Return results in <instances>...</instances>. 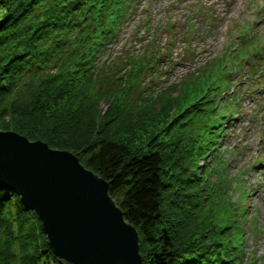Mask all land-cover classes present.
<instances>
[{"label":"trees","instance_id":"trees-1","mask_svg":"<svg viewBox=\"0 0 264 264\" xmlns=\"http://www.w3.org/2000/svg\"><path fill=\"white\" fill-rule=\"evenodd\" d=\"M137 2L0 0V130L69 150L106 179L138 232L142 264H240L244 244L222 221L228 179L218 180L221 191L208 185L222 198L220 219L198 216L207 175L200 161L224 123L212 117L213 99L199 96L187 75L180 101L170 97L163 106L155 103L160 107L152 114H137L122 100L128 91H109L107 78L99 76L101 56ZM149 59L146 53L134 58L127 76L135 81ZM111 73L106 68L105 75ZM121 78L113 80L120 88L128 80ZM137 96L142 103L154 98ZM106 97L110 108L102 110ZM0 264H69L52 252L38 217L17 191L3 186Z\"/></svg>","mask_w":264,"mask_h":264},{"label":"rangeland","instance_id":"rangeland-1","mask_svg":"<svg viewBox=\"0 0 264 264\" xmlns=\"http://www.w3.org/2000/svg\"><path fill=\"white\" fill-rule=\"evenodd\" d=\"M211 1L138 0L101 56L99 76L107 78L109 91L127 90L122 100L137 114H152L160 107L155 103L162 101L163 106L170 97L180 101L187 75L199 96L213 99L212 117L224 123L200 161L207 172L200 199L206 210L198 216L204 212L212 220L220 219L222 198L208 185L221 191L218 180L228 179L223 199L228 210L222 221L230 222L244 244L240 264H264V0ZM143 53L150 59L133 81L127 76L130 62ZM106 68L112 70L108 76ZM116 76H122L121 82L128 77L127 85H115ZM146 93L154 98L135 100L136 94L139 99ZM99 106L106 110L110 101L102 98Z\"/></svg>","mask_w":264,"mask_h":264},{"label":"water","instance_id":"water-1","mask_svg":"<svg viewBox=\"0 0 264 264\" xmlns=\"http://www.w3.org/2000/svg\"><path fill=\"white\" fill-rule=\"evenodd\" d=\"M264 132V129H263ZM0 186L17 191L52 252L69 264H142L138 232L108 182L78 156L0 130Z\"/></svg>","mask_w":264,"mask_h":264},{"label":"bare ground","instance_id":"bare-ground-1","mask_svg":"<svg viewBox=\"0 0 264 264\" xmlns=\"http://www.w3.org/2000/svg\"><path fill=\"white\" fill-rule=\"evenodd\" d=\"M215 1H216V0H212L211 2L214 3ZM217 1H218V0H217ZM228 16H229V14H228Z\"/></svg>","mask_w":264,"mask_h":264}]
</instances>
